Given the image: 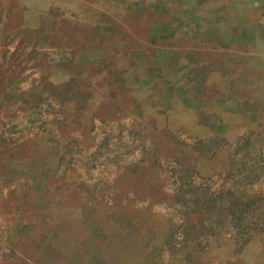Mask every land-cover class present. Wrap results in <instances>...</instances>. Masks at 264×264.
Returning <instances> with one entry per match:
<instances>
[{
  "label": "rangeland",
  "instance_id": "obj_1",
  "mask_svg": "<svg viewBox=\"0 0 264 264\" xmlns=\"http://www.w3.org/2000/svg\"><path fill=\"white\" fill-rule=\"evenodd\" d=\"M159 2L0 0V264H68L79 206L147 203L182 264H264V0Z\"/></svg>",
  "mask_w": 264,
  "mask_h": 264
},
{
  "label": "crops",
  "instance_id": "obj_2",
  "mask_svg": "<svg viewBox=\"0 0 264 264\" xmlns=\"http://www.w3.org/2000/svg\"><path fill=\"white\" fill-rule=\"evenodd\" d=\"M119 1L140 7L145 6L147 0ZM170 1L171 3H176L177 1L176 6L179 4V10L188 2V0ZM167 3L168 0H160L158 5L163 6L167 5ZM155 13H157V9ZM192 14L194 15V8L190 12V15ZM47 19L52 23L63 21L55 16H49ZM57 25L59 26V24ZM50 204V202H44L43 200L40 207L39 204L38 206L36 205L37 210L40 212V222H38L42 226L51 222L53 226H58L59 228L61 216L53 214V218L50 219L48 215ZM150 204L147 203L146 206L135 205L129 209H125L123 206H115L112 207L113 211L99 206H79L77 208L79 212H72V218H70V221H73L74 227H76L77 236L71 238L68 243L69 252L72 255L68 264H115L113 257L115 252L121 253L120 264H182L183 259H185L182 248H179L175 254H171L170 249L175 244L180 245L178 236L182 237L183 233H177L178 228H174L175 223L171 222V224H174L173 227L170 226L168 221V224L166 221L164 225L157 224L158 219L151 210ZM86 208L89 210L84 212L83 209ZM163 212L164 214L168 213L165 208ZM101 238L109 239L112 246L110 248L101 247L100 249L103 251L94 253L91 246L93 244L99 245ZM136 248H138V251L131 254V251ZM46 259L48 260L49 257ZM53 261L55 264H61L64 260L58 256L54 257Z\"/></svg>",
  "mask_w": 264,
  "mask_h": 264
}]
</instances>
